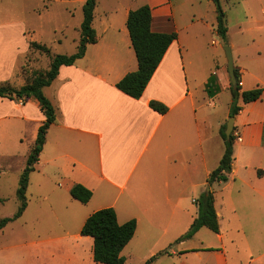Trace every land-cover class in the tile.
Instances as JSON below:
<instances>
[{"label": "crops", "instance_id": "1", "mask_svg": "<svg viewBox=\"0 0 264 264\" xmlns=\"http://www.w3.org/2000/svg\"><path fill=\"white\" fill-rule=\"evenodd\" d=\"M198 2L202 0H144L133 5L123 0L104 10L97 31V0L93 21L97 41L88 44L74 64L62 65L53 82L43 88L50 90L46 96L56 107L57 118L33 170L37 173L34 191L29 177L27 197L31 191L34 200L28 198L20 218L33 203L36 212H44L45 204L49 205L65 231L53 240L55 246L60 250L70 247L68 238L73 237L90 253L86 264L99 263L90 261L94 239L82 235L81 229L92 213L105 207L115 208L119 223L137 220L128 244H135L134 249L147 248V256L170 247L173 258L178 256L176 264L210 260L229 264L227 241L238 244L237 238L244 240L243 236L249 238L250 250L251 244L261 248L260 254L245 264L264 256V91L235 116L238 138L229 179L209 184L210 173L225 150L220 127L230 115L232 93L228 92L231 79L225 65L220 64L215 39L216 35L221 37L215 3L206 0L202 9ZM145 4L151 7L152 31L176 32L178 36L143 95L134 98L117 83L138 69L127 19L130 10ZM10 11L9 5L0 6V85L21 87L40 68L42 53L31 46V41L37 40L22 18L24 11L15 12L17 16L12 18ZM227 19V41L242 87H264V18L238 21L239 42L233 40L228 14ZM205 92L207 98H203ZM224 94L228 106L225 116L213 120L207 104L212 114L217 112ZM152 100L166 104L168 111L160 113L152 108ZM45 119L36 97L0 96V139L27 138L29 130L26 147L31 152ZM75 184L92 190L87 203L72 196ZM208 186L215 197L220 222L217 236L222 247L213 251L212 258L188 246L186 239L178 240L197 216L191 207L197 200L190 197L206 192ZM73 223L77 225L74 234Z\"/></svg>", "mask_w": 264, "mask_h": 264}, {"label": "rangeland", "instance_id": "2", "mask_svg": "<svg viewBox=\"0 0 264 264\" xmlns=\"http://www.w3.org/2000/svg\"><path fill=\"white\" fill-rule=\"evenodd\" d=\"M122 1L98 0L99 5L96 9L95 21L97 31L98 21L104 10L110 9ZM142 2L144 0H130V4L133 5L142 4ZM221 3L228 14L233 30L232 37L235 42H239L238 37L240 36L238 28H235L238 21L241 19L254 21L264 18L262 10L264 0H221ZM83 4V0H4L0 6L6 8L9 5L11 18L17 16L15 12L23 13L24 11L25 15H22V18L31 27L29 29L31 35L35 36V39L40 43L50 47L51 53L41 51L42 60L40 61V68L37 70L44 71L50 66L49 57L51 55L71 54L77 51V43H79L80 38L79 29L84 17ZM198 4L202 5L203 9L207 2L202 0ZM208 11L211 12L209 6ZM213 37L215 36L213 35ZM215 39L218 40L220 64H224L229 72V61L224 47L226 45L231 46V43L226 41V44L218 35ZM241 89L245 90L244 87ZM43 91L45 95L50 92L49 88L43 89ZM228 92L231 94L230 91ZM206 95L205 92L203 98H207ZM239 104L243 107L246 103L239 101ZM226 107L228 106L226 105L225 94L219 100L217 112L213 111L212 114V107L209 103L207 104L208 112L211 113L213 120L225 116ZM229 119L230 115H227L223 120L227 123ZM27 138L28 140L30 138L29 130ZM27 138L22 136L10 140L0 139V219L13 216L20 206L17 189L20 176L28 164L30 155V148L26 147ZM7 153L11 156H7ZM36 175L37 173L34 171L30 175L33 182L31 191L35 190ZM31 191L28 198L34 200L35 195ZM201 195L202 193H195L190 198H195L199 202ZM198 202L191 203L195 215H198ZM36 207L33 203L24 217L10 222L5 228L0 229V264H86L89 261L90 253L86 249L84 250L85 247H81L73 237L68 238L70 247L60 250L59 247L55 246L53 240L62 237L65 231L60 226L56 214L50 211L49 205L45 204L44 212H36ZM75 232H77V225L73 223L71 233L74 234ZM243 238L244 240L242 237L237 238L238 244L227 241L226 254L230 260L229 264H245L260 254V247L251 244L252 250H250L247 245L249 238L247 236H243ZM185 241L188 246L193 245L196 248L194 250H199L205 258L213 255V251L222 248L217 233L205 226L192 238ZM134 245L128 244L123 249L121 254L125 257L124 264H146L152 257L154 259L150 264H176L173 262H178V256L174 259L171 255L170 247L147 256V248L134 249ZM178 245L179 242L173 244V248ZM90 261H94L92 254ZM203 264L213 263L210 260ZM251 264H264V256Z\"/></svg>", "mask_w": 264, "mask_h": 264}, {"label": "trees", "instance_id": "3", "mask_svg": "<svg viewBox=\"0 0 264 264\" xmlns=\"http://www.w3.org/2000/svg\"><path fill=\"white\" fill-rule=\"evenodd\" d=\"M213 1L217 11V32L227 44L229 29L227 14L221 0ZM96 4L97 0H85L83 4L84 17L81 23V34L77 52L70 55L60 53L51 55L49 68L44 71L34 70L31 77L21 87H13L9 84L0 85V96L22 100H28L32 96L36 97L39 100L41 110L46 115L45 121L39 128L35 144L31 149L28 164L20 176L17 189L20 206L13 216L0 219V229L5 228L10 222L20 218L28 205L27 191L30 173L35 169V164L39 160L46 142L47 132L57 118L56 107L45 95L43 88L53 82L62 65L74 64L77 59L85 54L88 44L97 41L98 35L93 26ZM151 21L152 11L151 7L147 4L130 10L127 19V26L138 59V69L127 73L117 83V87L134 98H140L143 95L166 51L178 36L176 32L163 33L152 31ZM31 46L43 52L51 53L49 46L38 41H31ZM235 74L238 86L234 87L231 84L230 87L232 93L230 116H236L242 109V106L239 104L240 98L244 103L253 102L261 98L264 91V87L261 86L242 90L240 73L237 68H235ZM150 106L160 113H166L169 109L166 104L157 100H152ZM225 129L226 123H223L220 127V135L224 140L225 150L219 165L210 173L208 178L209 184L215 181H227L232 171L234 145L237 135L233 130L228 137ZM71 194L81 202L87 203L91 199L93 192L82 184H75L71 189ZM204 226L216 233L220 232V222L212 191L202 193L198 202V215L195 217L188 231L181 235L178 240L192 238ZM136 228V219L119 223L115 208L105 207L95 211L86 219L82 226L81 234L93 237V259L96 263L124 264L125 257L121 253L133 238ZM153 259L154 257L149 259L146 264H150Z\"/></svg>", "mask_w": 264, "mask_h": 264}, {"label": "water", "instance_id": "4", "mask_svg": "<svg viewBox=\"0 0 264 264\" xmlns=\"http://www.w3.org/2000/svg\"><path fill=\"white\" fill-rule=\"evenodd\" d=\"M224 48H225V51H226V54L228 57V61H229L228 69H229V76L231 79V84L234 87H237L238 81H237L236 74H235V62H234L232 49H231V46H229V45H226ZM234 124H235V116H230L229 121L226 123V129H225L226 135L228 137L231 135V133L234 130ZM209 192H210V186H208L207 190H206V193H209Z\"/></svg>", "mask_w": 264, "mask_h": 264}, {"label": "built area", "instance_id": "5", "mask_svg": "<svg viewBox=\"0 0 264 264\" xmlns=\"http://www.w3.org/2000/svg\"><path fill=\"white\" fill-rule=\"evenodd\" d=\"M240 84H242V82L240 81ZM237 135V138H238V134H236Z\"/></svg>", "mask_w": 264, "mask_h": 264}]
</instances>
